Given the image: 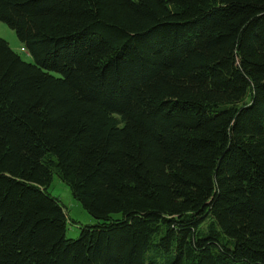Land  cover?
<instances>
[{
  "label": "trees",
  "instance_id": "trees-1",
  "mask_svg": "<svg viewBox=\"0 0 264 264\" xmlns=\"http://www.w3.org/2000/svg\"><path fill=\"white\" fill-rule=\"evenodd\" d=\"M0 264H264V0H0ZM58 177L97 221L68 239Z\"/></svg>",
  "mask_w": 264,
  "mask_h": 264
},
{
  "label": "rangeland",
  "instance_id": "rangeland-1",
  "mask_svg": "<svg viewBox=\"0 0 264 264\" xmlns=\"http://www.w3.org/2000/svg\"><path fill=\"white\" fill-rule=\"evenodd\" d=\"M0 36L7 39L10 45L19 52L24 59L32 60L31 55L23 47L15 30L0 20ZM50 194L58 197L65 208L67 214V233L68 239H78L80 236L81 226L94 225L96 220L82 207V205L74 198L70 188L65 185L58 177H55L51 187Z\"/></svg>",
  "mask_w": 264,
  "mask_h": 264
}]
</instances>
